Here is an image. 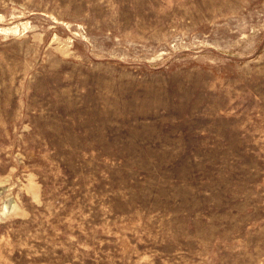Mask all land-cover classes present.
I'll list each match as a JSON object with an SVG mask.
<instances>
[{
  "label": "rangeland",
  "instance_id": "1",
  "mask_svg": "<svg viewBox=\"0 0 264 264\" xmlns=\"http://www.w3.org/2000/svg\"><path fill=\"white\" fill-rule=\"evenodd\" d=\"M0 264H264V0H0Z\"/></svg>",
  "mask_w": 264,
  "mask_h": 264
}]
</instances>
